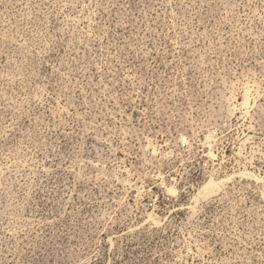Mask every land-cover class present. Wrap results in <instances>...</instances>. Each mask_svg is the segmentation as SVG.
I'll return each instance as SVG.
<instances>
[{
	"label": "rangeland",
	"instance_id": "1",
	"mask_svg": "<svg viewBox=\"0 0 264 264\" xmlns=\"http://www.w3.org/2000/svg\"><path fill=\"white\" fill-rule=\"evenodd\" d=\"M0 264H264V0H0Z\"/></svg>",
	"mask_w": 264,
	"mask_h": 264
}]
</instances>
